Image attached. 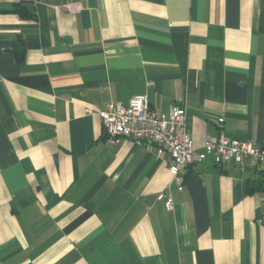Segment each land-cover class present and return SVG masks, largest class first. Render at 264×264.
<instances>
[{"label": "crops", "instance_id": "0c3cea01", "mask_svg": "<svg viewBox=\"0 0 264 264\" xmlns=\"http://www.w3.org/2000/svg\"><path fill=\"white\" fill-rule=\"evenodd\" d=\"M136 95L186 107L196 146L264 145V0H0V264H264L261 168L208 159L179 185L105 133Z\"/></svg>", "mask_w": 264, "mask_h": 264}, {"label": "built area", "instance_id": "2783aa9c", "mask_svg": "<svg viewBox=\"0 0 264 264\" xmlns=\"http://www.w3.org/2000/svg\"><path fill=\"white\" fill-rule=\"evenodd\" d=\"M100 116L108 137L146 141L156 147L160 157L168 154L169 170L179 185L183 184L182 173L188 166L208 159L224 164L241 163L249 158L253 167L264 169V145L257 141L235 138L220 131L208 133L203 145L196 146L187 128L186 107L173 106L164 114L150 105L146 95H136L128 105L120 101L106 103ZM168 203L171 205L172 198Z\"/></svg>", "mask_w": 264, "mask_h": 264}, {"label": "trees", "instance_id": "16d2710c", "mask_svg": "<svg viewBox=\"0 0 264 264\" xmlns=\"http://www.w3.org/2000/svg\"><path fill=\"white\" fill-rule=\"evenodd\" d=\"M16 11L19 12L23 17L25 18H34L35 13L33 9H30V7L25 2H18L15 5ZM256 179L250 183L251 188L255 189H262L264 188V169L258 170Z\"/></svg>", "mask_w": 264, "mask_h": 264}]
</instances>
